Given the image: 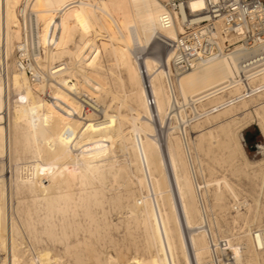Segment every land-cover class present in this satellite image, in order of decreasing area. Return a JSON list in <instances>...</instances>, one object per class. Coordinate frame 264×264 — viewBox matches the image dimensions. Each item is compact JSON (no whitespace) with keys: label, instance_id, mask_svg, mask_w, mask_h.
I'll return each mask as SVG.
<instances>
[{"label":"bare ground","instance_id":"bare-ground-1","mask_svg":"<svg viewBox=\"0 0 264 264\" xmlns=\"http://www.w3.org/2000/svg\"><path fill=\"white\" fill-rule=\"evenodd\" d=\"M174 1L183 0H0V159L10 160L20 146L40 149L45 141L67 163L50 167L47 175L57 170L64 180L63 167L72 173L81 163L84 177H103L107 172L117 179L126 173L127 162H120L115 147L124 146L121 152L132 153L136 169L143 173L136 182L147 190L141 204L134 201L133 207L141 205L138 214L131 207L129 215L143 225L147 246L155 250L148 258L134 256L126 264H212V259L217 264L215 251L221 257L228 250L234 260L219 264H242L244 253L253 254L245 264H264V239L254 233L264 231V224L253 230L251 224L248 230L237 226L225 246L220 243L222 232L213 238L204 202L210 189L220 209L234 207V222L250 204L225 175L199 182L194 166L198 156L193 158L188 130L197 129V139L214 146L220 140L213 129L219 127L228 154L238 155L248 166L231 124L241 122L251 109L264 121V64H239L250 50L241 37L219 24L221 49L228 39L233 50L207 55L178 73L166 41L185 32L188 8L201 11L206 1L186 0L187 7L172 8ZM164 15L169 24L163 22ZM4 164H0V264H64L50 247L24 245L16 212L6 211L9 182ZM26 175L20 177L29 184ZM226 192L234 204L227 202ZM203 222L205 227L210 224L209 233L197 230ZM74 259L83 264L80 256Z\"/></svg>","mask_w":264,"mask_h":264},{"label":"rangeland","instance_id":"rangeland-1","mask_svg":"<svg viewBox=\"0 0 264 264\" xmlns=\"http://www.w3.org/2000/svg\"><path fill=\"white\" fill-rule=\"evenodd\" d=\"M162 50L164 51V49ZM259 112L261 115L263 114L262 109H260ZM187 113L190 117L193 115L191 109H187ZM164 121H166V118ZM262 121L261 117L251 109V113L245 115L241 122L231 124L232 130L236 128V135L239 133L238 136H240L247 160L250 163L248 166H243L241 164L242 159L239 158L238 155L228 154L223 144L225 140L223 136L224 132L219 129V127L213 129L215 135L217 134L216 136H218L217 138L220 140L216 143L217 146L216 144L212 146L207 139H197V129H188L190 130L189 137L193 140L191 148L195 147V149H192L193 158H195L196 155L198 156L194 159V166L195 169L197 167L196 173L197 176L199 175V182L201 184H206L208 181L220 179L225 175L229 182L232 183L237 193L240 194L239 197L241 199L245 198L250 204L249 210L245 211L247 208L241 209L245 215L240 216L238 219L239 222H234L233 215L236 213L233 211L234 207L226 210L227 212L220 209L217 202L214 201L212 189H210L213 187L211 186L208 188V190L210 189L207 192L209 195L204 198L206 207H209H207V211L210 210V212H208V217H210L209 223L211 225L208 224L211 226L214 233L213 238L215 239L216 233L222 232L223 234H221L224 239H226V244H228L227 238L233 232L235 233L237 226H240L241 229L243 227L245 230H248L246 227L251 224L252 227L250 226V228L253 230V228L264 224V149H258L260 146L264 147V121ZM191 123L194 124V122ZM162 128L163 127H161V129ZM65 130L66 129H63V131ZM71 130L72 128L70 131ZM64 134L65 133L62 135ZM43 137H45V134H43ZM120 146H118V149L117 145L115 147L116 152L118 151L117 153L119 154H117L118 158L120 162L126 161L129 165L125 162L127 169L126 173L123 174L122 178L119 177L117 179L113 178L114 176L112 175V177L111 174L107 172L103 177H99L98 174H96L97 176L89 174L84 177L79 169V167L83 166L81 163H79V165L77 164L78 169L77 167L76 169L74 168L72 173L67 170L66 167H63L66 175L64 180H61L62 175L60 172L58 173L57 170L54 171L52 176L47 175L46 172L50 167L58 164L66 165L67 163H64L65 161L59 158L54 147L52 145H46L45 141L42 143L41 150L34 145H24L19 147L18 151L12 155L11 159L7 160L8 162L5 159H0V164L6 163L4 164L6 171L5 177H7V182H9L6 195V211L8 213L16 212L14 216L20 228V238L25 242L24 245L33 243L35 246L50 247L54 252L62 256L64 264H75V255L81 257L83 264H126L134 256L148 258L150 254L155 251L154 247L147 246L143 225L137 224V220H134L136 219L134 215H129L132 209L131 207L134 206L135 199L141 204V196L142 198L146 196L147 190L145 187H141L140 182H136L138 177L143 176V173L136 169L137 165L132 160L133 154L130 152L124 153V151L122 153L121 150L124 149V146H122V148ZM205 146L207 148H205ZM117 164L116 167H118ZM102 168L106 170L108 167L105 166V168ZM36 169H38V171L37 174L35 173L34 175L33 171ZM19 174L29 176V178H31L29 184L28 182L23 183L22 177H20ZM123 177L125 178L123 179ZM138 184H140V186ZM244 196H249L250 202ZM226 197L228 200L227 202H231L230 204L235 203L228 192H226ZM212 204L219 208L216 209ZM133 208H135V213L138 214L137 211H139L141 205ZM217 210L218 214H216ZM211 212L214 213L211 214ZM211 215L213 216L211 217ZM252 215L254 216L252 217ZM219 217L220 219H218ZM252 218L255 219V221H253ZM213 220L217 221L214 222ZM192 224H194V227L196 226L195 222ZM208 224L206 227L209 229ZM206 227L203 222L199 225L197 230L209 233ZM245 230L243 229L242 232L247 237L248 235L244 233ZM186 236H188L187 233ZM22 237H24V239ZM241 237H238V242H242V238L244 240L246 238ZM216 241L218 240L216 239ZM221 246L222 245H219L218 247L222 249L223 246ZM252 255L253 254L246 255V253H244L242 264H245L246 260H248V258L250 259ZM110 256H115L117 261L114 263L108 262L107 260ZM211 259L208 258L207 260L210 261ZM211 262L215 264L213 259Z\"/></svg>","mask_w":264,"mask_h":264},{"label":"built area","instance_id":"built-area-1","mask_svg":"<svg viewBox=\"0 0 264 264\" xmlns=\"http://www.w3.org/2000/svg\"><path fill=\"white\" fill-rule=\"evenodd\" d=\"M206 7L198 12L188 8V18L185 21L186 30L178 39L166 41V48L173 54L174 68L178 73L191 68L195 61L210 54L232 51L234 44L230 40L224 42L221 49V39L217 35L218 26L223 30L241 37L239 40L249 49L239 64L261 66L264 64V0H205ZM187 7L186 0L174 1L172 8ZM169 24L168 16L162 18ZM244 79H246L244 77ZM256 238L264 239V231L255 229ZM223 246L224 239L220 240ZM215 251V249H214ZM216 263L233 261L234 257L228 250L219 257L215 251Z\"/></svg>","mask_w":264,"mask_h":264},{"label":"snow or ice","instance_id":"snow-or-ice-1","mask_svg":"<svg viewBox=\"0 0 264 264\" xmlns=\"http://www.w3.org/2000/svg\"><path fill=\"white\" fill-rule=\"evenodd\" d=\"M237 135H239V133Z\"/></svg>","mask_w":264,"mask_h":264}]
</instances>
